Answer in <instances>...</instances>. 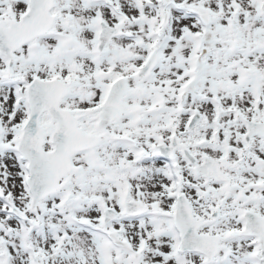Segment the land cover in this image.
I'll return each instance as SVG.
<instances>
[{
  "label": "snow or ice",
  "instance_id": "1",
  "mask_svg": "<svg viewBox=\"0 0 264 264\" xmlns=\"http://www.w3.org/2000/svg\"><path fill=\"white\" fill-rule=\"evenodd\" d=\"M0 264H264V0H0Z\"/></svg>",
  "mask_w": 264,
  "mask_h": 264
}]
</instances>
